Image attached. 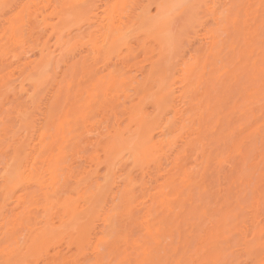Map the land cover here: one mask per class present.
Segmentation results:
<instances>
[{"label": "rangeland", "instance_id": "obj_1", "mask_svg": "<svg viewBox=\"0 0 264 264\" xmlns=\"http://www.w3.org/2000/svg\"><path fill=\"white\" fill-rule=\"evenodd\" d=\"M27 1H7L19 5L16 13L24 21L16 31V47L8 43L9 31L20 25V19L16 21V13L6 15L0 11V248L23 247L30 233L26 227H39L41 224H37L46 216L43 191L34 183L16 185L15 200L23 199L20 209L13 212L14 201L3 207L5 183L1 177L8 164L12 168L19 164L28 151L25 145L33 147L38 143L40 132L46 135L45 143L56 134L57 142L49 151L53 150L54 155L51 164L57 162L61 173L52 196L56 204L54 221L58 224L63 216L67 218L59 209L66 199L88 198L97 191L96 185L103 182L107 168L102 148L108 141L101 139L104 134L109 130L114 135L116 124L126 131H137L138 115L143 112L152 125L154 148L159 150H153L154 155L143 167L135 158L127 160L126 154L117 169L116 199L110 195L97 198L98 214L89 222V230L98 234L104 230L107 238L116 231L119 234L125 230L129 235L127 244L116 241V246L114 242L104 245L93 240L91 245L104 256L101 261L260 264L258 258L262 253L255 246L253 230L257 221L264 228L262 0H209L218 14H229L231 21L223 26L215 23L211 7L207 12L202 1L198 0L200 5L195 0L194 21L189 14L182 17L180 7L179 13L177 8L169 13L172 16L167 18L165 29L166 33L169 30L168 43H164V38V44L153 40L159 34L147 25L152 29L149 38L134 33L127 38L128 45L97 60L92 59L91 51L83 43L93 25L82 19L71 22L68 11L73 7L67 6L72 0H35L40 11L32 3V10L27 7L29 15L27 8L23 13L19 10ZM83 1L85 5L98 6L93 7L95 10L103 9L107 3ZM187 1L189 5L193 3ZM127 2L121 22L129 26L147 1ZM150 9L155 13L154 6ZM64 14L65 20L61 17ZM42 53L45 57L48 54V61ZM49 55L54 56L55 62L51 73L47 69L50 76L46 71L43 74L44 83L39 87L32 79L40 75L35 71L30 75L31 68H26L25 63L33 66L42 59L49 64ZM159 56L162 60L153 65ZM44 62L42 66L46 65ZM166 71L169 83L175 84L176 94L170 99L172 103L169 101L171 107L163 105L159 109L162 93H158L159 81L155 80ZM223 71H227L225 76ZM133 105L138 106V115L131 119L127 109ZM173 108L181 110L184 118H175ZM85 124H90V128H84ZM59 125L63 128L57 131ZM95 154L100 156L101 163H91ZM127 175L134 182L130 194L132 219L124 215L125 203L120 200L122 193L131 189ZM160 200L164 201L163 206ZM83 205L84 202L80 203ZM146 207L151 208L149 214ZM31 210L29 221L27 215ZM146 214L152 223L151 236L143 226ZM102 219L110 222L104 226ZM11 235L16 239L12 240ZM247 238L251 241L248 248L244 245ZM77 240L76 235H67L57 247L50 245L48 254L42 252L28 261L71 264L70 260L75 259L77 264H95L91 245L79 248ZM57 251L60 256L54 259Z\"/></svg>", "mask_w": 264, "mask_h": 264}, {"label": "bare ground", "instance_id": "obj_2", "mask_svg": "<svg viewBox=\"0 0 264 264\" xmlns=\"http://www.w3.org/2000/svg\"><path fill=\"white\" fill-rule=\"evenodd\" d=\"M7 1L8 0H5V2H7ZM28 1L26 2L25 6H27L28 4L29 5L31 4V6H32V3H33V5L35 3V0H30L29 2ZM127 1L128 0H124V1L123 0H107V3L103 9H96V10L93 7L69 8L68 14L72 17L71 22L82 19L83 22H86L89 25H93V28H94L93 31H91L86 36L87 41L83 42L84 45H86L88 47V49L91 51L93 60H97L102 55L103 56L104 55L109 56L114 52L115 49H118L119 47L128 45L127 38H129L134 33H136V34L141 33V34H144L146 37L149 38V36H151V34H149V33H151L152 29H153L154 31L158 32L159 37H161L163 35L161 38H159L157 36V34L155 35V37H154V35H152L154 37L153 40H157V43H159L158 41L162 42L163 40L164 41L169 40V37L168 36L166 37V34L169 32V30H167L168 31L167 33L165 32L166 31L165 29H167L166 26L168 25L167 18L168 17L171 18L172 14L170 15L169 13L174 11L176 8H177V10H176L177 12L180 10V13L183 14L182 17L184 16V14H187V15L189 14V16H191V18H189V17L188 18L193 20V18L195 16L194 15L192 17V15H193L192 8H194L193 5L195 3V0H193V3H191L190 5H189V2L187 0H146L148 3L146 2V4H144L142 6V8L141 7L139 8L140 11H139V13H137L138 15L136 17V20L133 21V23L128 26V25H124L121 22V14H122L123 10L126 8V5H128ZM196 1L199 2L200 5H201V3H203L206 11L209 10L210 7L212 8L211 14H212L214 19H216L217 21L219 20L218 22L216 20H214V21H216L215 23L218 24L219 26H221V25L223 26L224 22L226 23V25L230 23L231 20L229 19V14H226V13L218 14L217 13L218 9L211 6V3H208L209 0H201L202 2L198 1V0H196ZM65 2L68 3L67 1H65ZM76 2H79V4L81 3L82 5L86 4V3H84L85 1H83V0H72L71 5L72 4L73 5H79V4H74ZM40 3L42 4V1ZM23 4H22V7L19 8L20 13H23L24 11L26 12V10L29 8V7L28 8L25 7ZM38 5L37 4L34 5L37 7V9L35 8L36 10H39ZM151 6L155 7V13H153V14H152V11L150 9ZM194 6H196V5H194ZM179 7H180V9L178 10ZM32 9H33V7L31 8V10ZM29 11H30V9H28V11H27L28 15H29ZM194 11H195V9H194ZM229 11H230V9L227 10L228 13H229ZM177 12H174V13L176 14ZM31 13H33V12H30V14ZM32 16H33V14H32ZM66 16H67V14H66ZM61 17L64 20L66 19L65 14H64V18H63V16H61ZM19 19H20V25H18V26L14 25L9 31L10 36H9V40H8L9 42L8 43H10V46H12V47H16L17 43H19L16 40L15 35H16V31L19 30L23 26V22H24L22 17L19 16ZM36 19H38V18H36ZM233 22L236 23L235 20H233ZM147 25H148V27H150L152 29L149 28L150 29L149 30L148 27H146ZM169 25L171 26V23H169ZM164 26L166 28H164ZM185 26H187V25H185ZM164 32H165V34H164ZM153 34H155V32ZM168 35H170V34H168ZM165 37H166V39H165ZM161 39H163V40H161ZM214 40H215V38L213 37V39H211V47L212 48L214 47V44H213ZM75 41L79 42V40H75ZM170 41H171V39H170ZM162 43H160V44H162ZM164 43H168V41H166ZM167 45H169V44H167ZM160 46H162V45H160ZM164 46L165 45H163L162 47L164 48ZM5 50H6V48L4 46L3 51H5ZM43 50H42V52H43ZM209 50H211V49H209ZM48 52H50V51H48ZM207 54H208V51H207ZM210 54H212V53H210ZM41 55L44 57L45 61L48 59V57H47L48 54H46L47 59L43 53ZM159 55H161L163 57L165 56V55H163V53L162 54L159 53ZM161 56H159L160 59H158V61L153 63V65L158 64V62L160 60H162L163 57H161ZM50 58H51V56H50ZM52 58L54 59V56H52ZM52 58L49 61V64L44 62V60H42V59L39 62H37L36 64H34L33 66L28 65L29 63H27V64L25 63L26 68H31V70H29L30 75L34 71L40 75V77L38 76L35 79H32L33 84H35L39 87L41 85H43V83H44V81L42 80L43 74L48 72V71H50V73H51L53 61L55 62V60L52 61ZM165 58H167V57L165 56ZM42 61L46 64L45 66H42V63H43ZM47 69H48V71H47ZM185 72H187V71H184V75H185ZM226 72L227 71H223L222 75L225 76L224 74H226ZM165 73H167V71L163 73L164 75L159 74L160 76H158L157 77L158 79L156 78L157 80H155L156 82L159 81L158 84H159V90L160 91L158 93L159 94L162 93V95L158 99L159 109H162L163 105H166V106L169 105L171 107V104L169 103V101H171L170 99H173L175 94H176L175 90L173 88V86L175 84L169 83V80H168L169 75L165 74ZM47 75L50 76L49 72L47 73ZM187 81H188V77H186L184 79L185 83H187ZM143 87H144V84H143ZM145 87H146V85H145ZM184 95H185V92L183 93L182 97ZM171 103H172V101H171ZM137 108H138V106L133 105L129 109H127L129 117L131 119L138 115ZM172 111L174 112L175 118L179 117L181 119V118H184V116H185L182 113V111L177 109V108H173ZM49 115H52V114L49 113ZM81 117L84 118L83 116H81ZM150 124L151 123H149L147 121L146 114L142 112L141 114L138 115V130L137 131L132 132L131 129L126 131V130L120 128L118 124H116L115 125L116 127L114 129V131H115L114 135H112V133L109 130L104 134V136L102 135L103 137L101 139L106 138V139H108V141L106 142V145L102 148L105 155H106L105 163H106L107 171L104 174L103 182L98 183L96 185L97 191L101 190V194L95 195L97 193V191H96L92 196H90L88 198H85L83 196H78V198L74 199V200L69 199V198L66 199L61 204V207L59 209H62L64 211L63 214L67 218L65 219V217L63 216V218H61V220L59 221L58 224L54 221V219H55L54 218V215H55L54 210H55L56 204L52 200V196H53V193H55L56 185L60 182V174L61 173H60V168L56 165L57 162H56V164L54 162H53V164H51L52 157L54 155L52 153L53 150H51V152L49 151V149L52 148L54 146V144H56V142H57V140L55 138L56 134L51 135L50 141L45 143L46 135H45V133L40 132V134L36 140V141H38V143H36L33 147H31L29 145H25L24 147L27 146L28 151L25 152V155L19 161V164H17L14 168H12L11 164H8V167L5 170V174L1 177L3 182L5 183L3 186V193H5L3 207H6V205H8V203H9V201H14L15 206L13 207V212L16 211L17 209H20V207L23 204V199L17 198L15 200V196L13 195V194H15L14 191H15L16 185L18 183H22V182H25L27 184L34 183L37 187H39L43 191L42 194L44 196V201H45L43 209H44V212H46V216H44V219L42 221H40V223L37 224V226L41 224L39 227H36L34 229H32L31 227L30 228L26 227L30 233H29V238L27 239V241H25L23 247H21V248L12 247L11 248L10 246H8L6 248H0V261H2V264H9V261H12V262L19 261V260H27L28 261V258H34L35 256L40 255L42 252H46L48 254L47 248L53 244L56 245V247H57L59 245V243L62 240H64V238L67 235H76V239H78L80 241L79 242L77 240V242H78L77 245L79 246V244H80L79 248L80 247L82 248L84 245L89 246V245L93 244L92 243L93 240H95L96 242L98 241L99 243L102 242L104 245H108V244L114 242V244L116 246V241L117 242L123 241L124 244H127L129 241V235L127 234V232L125 230L123 232H120L121 233V234L119 233L120 235L118 234L117 231L115 232V234H113L114 232L110 233L108 238H107V236L104 235V230H101L100 234L95 233L96 230H93V231L89 230L88 224L90 221H93V219L98 214V213H96V205H97V201H99V200H97L98 197L99 198L101 197V199H103V198H106L107 195H110V197L114 196L116 199V196H115L116 193L114 192V187H115V184L117 185V183H116L117 182L116 177L118 176L117 169H119L118 165L123 162L124 156L126 157V154L129 155L127 160H130L131 158L132 159L135 158L134 160L135 161L137 160L136 163L138 165H142V164L144 165V163L146 161H148L149 156L152 154L153 150L155 149L154 148L155 147V145H154L155 144L154 143L155 138L152 134H150L151 133L150 128L152 127V125H150ZM59 126L60 127L57 128L58 129L57 131H59L60 129L63 128L61 125H59ZM90 126H91L90 124H85L84 128L89 129ZM182 126L185 127L184 125H182ZM126 133L129 134L127 137H125ZM57 134H58V132H57ZM63 139H64V137H63ZM161 143H162V141H161ZM100 144H101V141H99L98 145L101 146ZM157 144H158V142H157ZM156 147L160 148L158 146H156ZM155 150H159V149H155ZM49 152H50V154H49ZM152 155H154V154H152ZM90 160H91V163H95V162L98 164L101 163L100 156H98L96 154L93 155L90 158ZM143 165H142V167H143ZM12 172L14 174L11 176ZM87 173L89 174L90 172H87ZM127 179H128L127 181H129V182H127V184L129 183L128 187H131V189L124 191L122 193L120 200H121V203H122V201H123V203H125V206H124V208H125L124 213L125 214L124 215L129 217L131 215V212H133L132 211L133 210L132 209V197L130 194L132 193V190L134 189V186L132 185L134 182L132 180L131 175H127ZM83 202H84V205L81 207L80 203H83ZM152 202H154L153 198H152ZM160 204L163 206L164 201L160 200ZM146 209H147V213L149 214V212L151 211V208L146 207ZM32 213H33V210H31L29 212V214L27 215L29 221L32 218V216H31ZM121 216H123V213ZM145 217H146V221H144L145 220L144 219L143 220L144 223L142 221L141 222L143 223V226L146 230V233L151 236L152 235L151 234V232H152L151 224L152 223L150 222V220H147V214L145 215ZM109 219H110V221H112V218H109ZM130 219H132L131 216H130ZM101 221H103L104 226H106L105 225L106 222H110V221L104 220V219H102ZM260 223L257 221L256 225H254L253 232L256 236V241H257V244H255V246L262 253V255L259 256L258 261H260V264H263L264 263V258H263V255H264V239L262 236V228L263 227ZM11 239L15 240L16 237L11 235ZM250 244H251V241H248V238H247L245 240L244 245L248 248V247H250ZM90 248L92 250V254L95 256V258H94L95 262L98 260L101 261L104 258L103 255L100 256V253H99L100 251L98 250L97 247H95V246L93 247V245H91ZM26 250H27V253L24 252ZM58 256H60V251H57V253L54 255V259H55V257L58 258ZM65 262L68 263L66 261V259H65ZM70 262H71V264H77V260H75V259H71Z\"/></svg>", "mask_w": 264, "mask_h": 264}, {"label": "snow or ice", "instance_id": "obj_3", "mask_svg": "<svg viewBox=\"0 0 264 264\" xmlns=\"http://www.w3.org/2000/svg\"><path fill=\"white\" fill-rule=\"evenodd\" d=\"M19 7L18 5H13L10 3L5 2V0H0V11H3L6 15L10 14V13H16V8ZM25 7H32L31 5H27ZM59 7V6H58ZM67 7H98L96 5H69ZM204 7V6H202ZM234 7V6H233ZM261 7L264 8V0H262L261 3ZM19 13H16L15 15V19L18 22L19 21ZM262 32H261V48H262V52H264V19H262ZM261 87H262V91H264V64H262V80H261ZM101 194V190H98L97 193L95 195H100ZM262 236H264V228H262ZM9 264H31V262L27 261V260H19V261H9ZM95 264H110V262H106V261H96ZM126 264V262H125ZM146 264H161V262L159 261H151V262H146ZM163 264H195L194 261H172V262H163ZM217 264H228L227 261L224 262H217Z\"/></svg>", "mask_w": 264, "mask_h": 264}]
</instances>
